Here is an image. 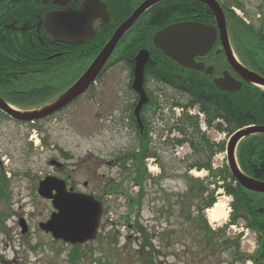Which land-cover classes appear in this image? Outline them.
Instances as JSON below:
<instances>
[{
    "label": "rangeland",
    "instance_id": "rangeland-1",
    "mask_svg": "<svg viewBox=\"0 0 264 264\" xmlns=\"http://www.w3.org/2000/svg\"><path fill=\"white\" fill-rule=\"evenodd\" d=\"M239 2L242 8L232 9L246 23L264 21V0ZM130 84L129 64L117 47L94 84L60 113L33 123L0 115V264H72V245L37 228L53 211L50 201L36 192L39 180L49 174L64 180L69 174L77 192L102 203L97 236L80 244L77 264H258L254 232L239 234L241 228L227 225L230 202L223 190L216 191L222 179L204 168H189L205 154L190 145L192 140L201 147L194 129L179 130L181 118L191 116L200 127L203 118L184 107L186 95L154 80L148 81L152 97L147 109L148 145L154 153L144 166L150 160L157 165L145 166L141 185L133 182L137 171L130 155L139 145L136 127L128 121L134 104ZM180 107L183 111H177ZM202 132L214 148L225 144L226 135L213 127ZM219 151L211 156L215 171L225 162ZM51 159L64 164L63 175L49 165ZM211 184L215 201L224 200L228 210L215 224L204 206ZM20 217L27 222L26 233L20 232Z\"/></svg>",
    "mask_w": 264,
    "mask_h": 264
},
{
    "label": "flooded vegetation",
    "instance_id": "flooded-vegetation-1",
    "mask_svg": "<svg viewBox=\"0 0 264 264\" xmlns=\"http://www.w3.org/2000/svg\"><path fill=\"white\" fill-rule=\"evenodd\" d=\"M81 1L0 0V99L9 106L19 111H32L48 104L78 79L100 50L99 46H97L100 21L97 22L94 35L91 38L76 42L56 39L54 34H52L51 27L45 21L47 14L78 7ZM102 1L106 3V0ZM194 60L196 63L204 65L202 70L188 68L193 74V78L189 82L193 100L192 106H195L198 110H200V107L197 103V95L208 101L213 97L217 98L220 96L224 98L228 96L230 91L221 89L214 83V79L222 77L226 71L232 77L241 81V88L244 87L245 89L241 94L247 96L249 92H246L248 91L246 89L253 86L257 87L255 84L245 81L231 67L225 58L218 35L209 51L204 55L196 56ZM239 62L247 69L255 71L241 61ZM147 64L144 68L142 85L148 95V101L142 105L139 111L142 126L140 127L134 114V106L138 100V93L134 90H132L134 104L128 113V121L141 134L149 126L147 109L151 103L152 96L148 91V81L154 80L162 83L148 73ZM132 69L130 68L131 80L133 77ZM207 69H210V72ZM57 80L62 82L60 88L57 86ZM166 86L180 93L176 88L169 85ZM258 91L259 97L264 98V90L260 88ZM212 92L215 94H212ZM81 96L54 114L60 113L72 103L78 101ZM154 109H156V105L152 106L153 111ZM263 113L264 108H247L246 116L243 119L248 120L250 118L249 120L251 121L244 123L232 132L222 131L226 135V139L223 140L225 142L224 149L219 151L223 155L225 154L223 169L227 178L221 182L225 185L223 191L230 202L229 206L231 209L229 210L228 221L234 219V223H242L251 228L250 230L256 235V242L258 241V257L264 253V191L243 185L240 179L233 175L226 158V143L230 136L238 130L253 129L264 125ZM0 115L7 114L0 109ZM215 122L227 127L223 119L216 118ZM138 155L139 149L130 155V159L135 164H137V159H134V157ZM234 157L237 169L240 172L238 175L241 179H247L248 182L254 180L264 183V131H252L239 138L234 147ZM107 162L110 163L109 161ZM135 164H133L134 169L138 172L139 167ZM63 168H56L60 176L63 175ZM63 176L68 181H66L67 188H72L76 191L75 185L71 184L70 175L65 174ZM83 184L87 185V182ZM227 188L230 191L227 192Z\"/></svg>",
    "mask_w": 264,
    "mask_h": 264
},
{
    "label": "water",
    "instance_id": "water-1",
    "mask_svg": "<svg viewBox=\"0 0 264 264\" xmlns=\"http://www.w3.org/2000/svg\"><path fill=\"white\" fill-rule=\"evenodd\" d=\"M162 1L164 0H142L115 28L82 75L51 102L36 110L19 111L0 99V109L13 120L34 122L64 108L87 90L103 69L120 39L137 19L149 8ZM189 1L205 4L214 17L215 25L194 20L170 23L153 33V46L183 67L202 70L204 65L196 63L194 58L207 53L218 35L225 58L231 67L245 81L264 87V76L247 69L236 58L230 44L227 21L220 3L217 0ZM45 21L51 27L52 34L56 39L76 42L91 38L94 35L97 22L108 23L110 15L106 10V4L101 0H82L78 7L47 14ZM149 55L148 49L141 48L134 56L131 86L139 95L134 114L140 127L142 125L139 111L142 105L148 101L142 84L144 67L149 60ZM207 71L210 72V69ZM214 83L221 89L231 92H235L241 87V81L232 77L227 71L223 73L222 77L214 79ZM252 131H264V125L236 131L227 143L226 158L233 175L240 179L243 185L264 191V183L250 179L248 182L247 179H241L234 157V147L237 140ZM49 163L57 168L63 166L61 162L55 159L50 160ZM36 192L39 196L50 200L53 207L49 217L37 223L40 230L50 233L55 240H62L69 244H82L95 239L100 224L102 206L93 196L75 192L72 188L67 189L65 181L53 175H48L39 180ZM18 224L21 233L28 231L24 218H19Z\"/></svg>",
    "mask_w": 264,
    "mask_h": 264
},
{
    "label": "trees",
    "instance_id": "trees-1",
    "mask_svg": "<svg viewBox=\"0 0 264 264\" xmlns=\"http://www.w3.org/2000/svg\"><path fill=\"white\" fill-rule=\"evenodd\" d=\"M218 1L225 13L229 38L239 60L246 66L264 76V21L261 19V23L259 25H253L252 23H246L243 18H240L237 14H235L232 7H236L238 9L242 8V4L239 0ZM140 2L141 0H106L112 19L109 24H100L99 26L98 48L105 43L115 27L130 14L133 8ZM187 19L210 24L214 23L211 11L204 4L188 0H169L158 5H154L142 14L133 27H131V29L123 36L118 45L122 57H124L125 61L129 63V67L131 69L133 65V56L136 51L140 47L148 48L150 50V60L147 64L148 73L152 77H155L158 81H161L164 85L176 88L180 93L186 95L188 100L183 104L184 107L193 105L189 85V82L193 78V74L190 70L183 69V67L179 66L173 59L163 54L159 49L154 48L151 42V36L153 32L165 24L167 25V23L171 21L174 22L177 20ZM247 51H249V53ZM243 90H245L244 87L236 93H228V96H225L224 98H221L220 96L217 98L213 97L209 101L202 98L200 95H197V103L199 104L200 111L205 115V122L207 125L214 127L218 131L225 130L232 132L244 123L251 121L249 120L250 118L248 120L243 119L246 116V109L249 107L264 108V98L261 96L259 97V91L254 86L246 89L248 90L246 92H249V95L247 96L241 94ZM212 94L215 93L212 92ZM175 104L178 105L179 103L177 102ZM188 118L191 121H189ZM188 118H181V126H179V130L184 132L187 128L194 129L199 137L201 147L199 145L195 146L192 140L189 141L190 145L196 148L200 154H205V157L203 156L202 160L191 164L189 168L196 167L198 169H207L212 178H220L225 181L227 178L225 170L220 168L215 171V169L211 166L212 154H214L216 150H223L224 144L221 143L219 146H215L218 147V149L214 148L208 138L200 130L197 121L191 116H188ZM216 118L223 119L224 123L227 124V127H224L221 123H216ZM174 127L177 126L175 125ZM137 135L139 155L134 157V159H137V164H135V162L134 164L137 165L139 169L136 176L133 177V182L141 185L143 178H145L147 174L144 166V158L152 155L154 152L149 150L148 129H145L142 134L138 131ZM173 139L178 143L186 141L184 138ZM192 179L194 178L192 177ZM224 186L225 185L222 187ZM226 190L227 192L230 191L229 188ZM202 191L204 192L206 190L203 188ZM214 192L215 185L213 189L206 192L207 196L204 204L205 207H211L214 204ZM234 222V219H230L229 221V223ZM214 233L215 232H213V234ZM225 241L226 240H223L222 244ZM232 242L233 248L238 247V242ZM79 246L80 244L72 245V251H70L68 256L69 259L71 258L72 264H77L76 260H78L81 256L78 251ZM263 254L260 258L255 260V263H264Z\"/></svg>",
    "mask_w": 264,
    "mask_h": 264
},
{
    "label": "bare ground",
    "instance_id": "bare-ground-1",
    "mask_svg": "<svg viewBox=\"0 0 264 264\" xmlns=\"http://www.w3.org/2000/svg\"><path fill=\"white\" fill-rule=\"evenodd\" d=\"M206 212L211 224L219 223L228 214L226 203L221 198L217 199L211 207L207 208Z\"/></svg>",
    "mask_w": 264,
    "mask_h": 264
}]
</instances>
